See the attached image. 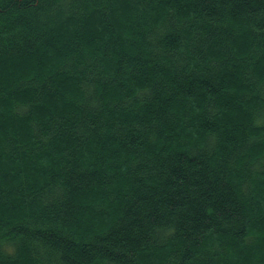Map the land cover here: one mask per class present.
Masks as SVG:
<instances>
[{"label":"trees","instance_id":"1","mask_svg":"<svg viewBox=\"0 0 264 264\" xmlns=\"http://www.w3.org/2000/svg\"><path fill=\"white\" fill-rule=\"evenodd\" d=\"M0 264H264V0H0Z\"/></svg>","mask_w":264,"mask_h":264}]
</instances>
